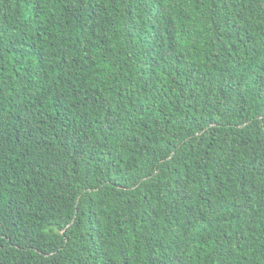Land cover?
I'll return each instance as SVG.
<instances>
[{
  "label": "trees",
  "instance_id": "obj_1",
  "mask_svg": "<svg viewBox=\"0 0 264 264\" xmlns=\"http://www.w3.org/2000/svg\"><path fill=\"white\" fill-rule=\"evenodd\" d=\"M0 264H264V0H0Z\"/></svg>",
  "mask_w": 264,
  "mask_h": 264
}]
</instances>
